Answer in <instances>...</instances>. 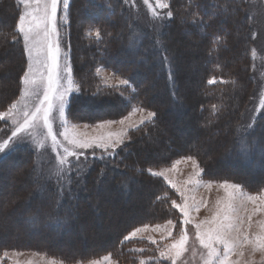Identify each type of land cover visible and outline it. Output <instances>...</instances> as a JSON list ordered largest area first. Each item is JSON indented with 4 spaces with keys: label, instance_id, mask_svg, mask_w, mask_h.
Returning a JSON list of instances; mask_svg holds the SVG:
<instances>
[{
    "label": "rangeland",
    "instance_id": "rangeland-1",
    "mask_svg": "<svg viewBox=\"0 0 264 264\" xmlns=\"http://www.w3.org/2000/svg\"><path fill=\"white\" fill-rule=\"evenodd\" d=\"M75 1L78 2L79 0ZM109 1L80 0L78 3L75 2L73 7V0H69L67 12L64 10L63 0H60L58 4L56 23L59 33L58 42L61 50L60 65L61 69L66 65H70L74 82L72 53H75L77 62H80L81 58L80 64L83 66L81 71H87L90 67L92 54L89 51H85L84 42L87 38L97 40L94 36H88L87 33L90 30L99 28L96 25L92 26L97 19L108 16V12L103 11V6L104 2L109 4ZM116 2L119 6V9L116 8V12L118 14H122L123 12L129 14L134 32L132 33L131 31L133 35H130V41L120 44L114 61L117 63H129L130 68L134 67L133 71L139 80H142L140 82L143 85L149 86L152 103L156 105L160 104L162 107V126L155 133H152L153 136L151 135L152 137L150 136L149 140L137 141L135 143L129 166L120 168L118 165L111 164L109 162L111 155L104 153L101 148L76 149V151L84 153V156H81L79 159V171L76 158L70 157L71 164L70 166H65L62 178L56 175L58 171L57 156L52 151L50 138L45 139L46 129L42 125H39L36 129L32 130V135L27 133L21 134V137L18 140H14L5 152L0 153V162L4 158L11 157L8 163H6L7 167L4 168L0 175V244L9 240H22L26 243L31 242L39 246L56 242L58 247H55V249L63 250L64 253L68 254L75 253L76 251H86L90 248L100 249L112 243L117 234L123 231L132 221L151 211L152 201L150 197L153 193L154 184H152L150 179H146L143 175H139L136 172L142 161L144 162L145 159L151 160L153 158L154 166L149 167L153 171L171 169L176 161H181L176 165L175 170L167 172L166 175L181 190H185L184 181L190 175H193L195 170L192 168L190 161L185 162L182 158L193 156L198 161L200 169H203L200 176L197 177L200 184L187 185V189L185 190L186 196L189 197L188 203L190 205L194 203L191 197L195 198V203L200 204L199 211H196L195 207L190 210V219L193 223H189L186 226L183 225V215L177 209L182 219V224L178 228H176V220L170 218L155 224L149 223L135 226L127 234L137 227L148 225V229L140 234L143 238L138 237L132 240H148L147 237L151 236L157 241L156 244L159 246L156 248L158 251L156 257H159V249L163 248L165 244H170L173 238H178L181 228L186 227L189 236V241L186 245L187 251L180 257L177 264H203L202 256L206 255V250L199 245L195 235L196 229L194 223L213 214L217 199L223 198L226 195L220 185L224 182L239 184L243 193L253 195L259 194L264 190L263 186L258 191L251 192L236 180L218 179L217 177L212 179L205 178V170L209 167L213 174L228 171L237 176H248L252 184H256L259 180H264V109L260 108L261 97L264 95V0H244V3L247 4L246 13L250 20L249 25L253 42L251 49L252 77L248 83L249 87L248 89L246 88L245 93H242V88L235 89L233 86H230L228 95L225 90V93L223 92L219 99L215 100L221 107L219 110L223 107L221 105L223 101L225 103V107L221 113L220 111L214 112L211 106L207 107L210 110V115L207 118L215 117L209 125H206L205 121L204 123L201 122L200 114L198 115L196 110L197 105L204 103L201 101L202 78L206 72V67L210 65V59L204 57L200 32L194 28L187 27L185 25L186 18H182L181 25L174 26L169 32H164L170 45L171 55L177 65V72L180 74V98L178 102L174 103L169 97L163 79H159L155 74L156 60L152 58V62L149 64L144 63L141 65L139 61L148 57V54H145L146 49L139 48L138 51L130 52V49L136 47V36L138 33L150 32V34H155L154 37H156L165 31L166 26L173 18V16L169 18L164 15L167 11H171L169 1L167 0L169 3L168 9H157L161 13L158 18H154L151 15L148 8L143 4V0H116ZM151 2L154 4L155 0H151ZM21 7L23 11V5ZM221 9L224 12V19L227 21V18L235 12V9L232 8L227 11L224 6ZM73 10L75 14L71 18ZM10 13L11 10L7 8V5L3 2L0 3V111L6 110L20 96V91L16 92L14 85L16 79L15 69L19 67L20 55L17 53L18 50L15 48V45L5 40L4 32H2V28H6L5 25L9 21ZM72 20H74L73 41L70 40ZM2 21L6 23L1 24ZM80 28L84 29V31L80 30L81 33H76ZM164 33L162 36H164ZM123 34L121 30L118 37L120 39L123 38ZM19 37L24 47L22 35H19ZM17 39L18 37H16L15 41ZM242 44L235 43L239 48ZM253 49L256 51L255 57L252 55ZM235 50L234 59L241 61L243 53L236 49V47ZM25 57L26 70L28 64L26 53ZM97 70H99V73ZM95 72L100 77L101 83L107 87L105 90L109 89L112 91L114 89L105 84L104 80L106 77H112L109 83H115L116 77L127 79L106 66L98 65V63ZM81 74L84 73L81 72ZM61 75L65 76L66 73L62 71ZM228 82L230 81L224 78L219 80L221 87H218V89H227ZM130 85L131 87L122 86L119 90L124 89L123 93H129V97L134 99L136 89L131 82ZM132 88L135 89L134 92ZM73 92L76 91L74 90ZM73 92L69 94L68 103L65 108V118L68 121L67 127L69 129L72 128V125H76V131L92 136L97 134L94 131L97 124L106 120L119 121L128 115L125 114L118 118L101 120L95 123L70 120L68 107ZM199 97L200 102L196 103ZM4 100L7 102L3 103ZM109 100H111V97L96 100L84 98L78 100L74 104V107H76L78 112L83 114L99 113L102 111L110 112L114 108L107 104ZM37 102L35 99L31 101L33 104ZM140 108L146 110L145 115L147 111L157 114L155 109ZM139 118L140 113L138 112L132 117V120L138 121ZM85 125L88 127L85 128ZM249 125H253V127L250 129ZM64 127L65 125L62 124L58 112L54 110L53 129L57 133V138L65 146L71 147L64 141L63 136L60 135L64 131ZM122 127H126V125L121 126L119 123H116L109 126L107 130L118 131ZM132 129L136 128H128L126 139H128L129 132ZM13 130L14 126L11 124V121L0 120V142L7 139ZM40 140H44L45 146L37 150L35 142ZM244 140L247 141L249 149L247 156L241 154L239 150L240 142ZM119 147L116 149L115 154ZM190 148H197L198 154H180L179 156H174L172 161L167 162L155 161L166 158L171 152H177L180 149L189 151ZM59 151L63 155V150L60 149ZM113 166H117L120 169L117 171L111 169ZM160 178L164 179V177ZM165 182L167 181L165 180ZM167 184L171 187L168 182ZM174 191L176 195H174L173 200L177 203H183L176 189ZM236 206L238 208V215L244 220L242 231H249L248 215L251 214L254 207L261 206L259 201L253 204L251 201L246 200V196H239L238 194ZM45 208L53 210L51 217H55V219L61 217L59 223L57 220L54 221L55 225L62 230L59 234H55V231L51 230L52 225L48 226V221L51 218L44 214L41 222L42 225H46L42 228V232L40 230L36 235L33 233L32 221L34 215L31 211L32 209H36L41 213ZM64 214H66L67 218H65ZM168 220H172L175 225L174 227L167 226L172 228L173 236L161 240L162 236H166V231L163 227L156 229L155 226H164ZM262 220H264V211L253 214L250 232H259V222ZM133 249H144V253L133 251ZM5 250L9 252L10 258L0 260V264H14L17 260L20 261V264H27L29 260H32L34 264H46L48 258H55L58 261H62L63 264H88L93 259L100 260L103 256L109 254L107 253L85 261L68 262L60 257L49 255L37 249H0V256L3 255ZM130 250L141 254L138 257L139 262L141 259L147 263L154 262V259L149 258L155 256H146L147 254H153L154 249L152 252L146 246H137L132 247ZM241 251L244 252V256L242 257L239 256ZM15 253H20L21 255H15ZM231 258L239 260V264H264V252H253L251 245L237 247ZM164 261L171 264V260ZM102 264L130 263L126 261L123 263L119 262L111 254V261L102 262Z\"/></svg>",
    "mask_w": 264,
    "mask_h": 264
},
{
    "label": "trees",
    "instance_id": "trees-1",
    "mask_svg": "<svg viewBox=\"0 0 264 264\" xmlns=\"http://www.w3.org/2000/svg\"><path fill=\"white\" fill-rule=\"evenodd\" d=\"M80 1V0H79ZM78 1V2H79ZM89 1V0H87ZM170 3V9L173 12V18L166 26L165 31L162 32H169L174 28V26L181 25L182 18H186L185 25L189 28H194L196 31L200 32V38L201 43L203 46L204 51V57L206 59H210V65L206 67V72L204 73V76L202 78V93H201V101L204 102L203 104L200 103L197 105L196 110L198 112V115L200 114L201 122H206V125H209L212 120L215 119L207 118L210 115V110L207 109V107H212L213 105L217 106V111H223L225 107V103L223 105L222 109L219 110L221 107L217 104L215 101L216 99H219L220 95L226 90V93L228 95L230 86H233L235 89H241L242 93H245L246 88L249 87V81H251V65H252V58H251V49L253 47L252 42V33L250 28V20L249 16L246 13V5L244 3V0H168ZM5 3L7 5V8L11 10V13L9 14V21L5 25L6 28H2V32H4L3 35H5V40H8L9 43H12L15 45V48L18 50V54L20 55V62L19 67H17L16 70V79H15V87L16 92L20 91L21 89V76L23 75L25 71V65H26V57H25V51L24 47L22 46V40L19 37V34L15 32V25L18 20V16L20 12L22 11V7L20 4H18V0H0V3ZM78 3L77 1L73 0V7L74 4ZM226 4V5H223ZM110 5V7H109ZM222 6L226 7L227 11L232 8L235 9L234 14L232 16H229L227 19H224V12L222 11ZM77 7V5H76ZM116 8L119 9V6L116 2V0H110L109 4L104 2L103 11L108 12V16L100 17L97 19L93 24L99 27L101 30L102 36L101 39L95 40L91 38H87L84 42V49L85 51H89L92 54V60L90 63V67L87 71H81L83 69V66L80 62H77V57H75V53H72V62H73V76L75 79V82L77 86L79 87V91L73 92L71 95L70 101H69V107H68V116L70 120L73 121H82L86 123H95L101 120L106 119H114L121 117L125 114H128L133 106H140L144 108H150L155 109L157 111V114L155 116V119H153L151 122H146L142 126L132 129L129 132L128 139L125 140L124 144H122L115 155H111L109 158V162L113 165H118L120 168H125L131 164V158H132V152L134 151V145L135 143L142 142L144 140H149V137L152 135V133H155L158 128L162 126V107L159 105H156L155 103H152L151 96L149 92V86L143 85L139 80V78L136 76L134 70V67L130 68L129 63L126 62H120L117 63L114 60V57L118 54V50L120 48V44L122 42L126 43L130 41V35L134 32L132 29V20L126 12H123L122 14H118L116 12ZM110 11H109V10ZM77 12V11H76ZM119 12V11H118ZM74 10L71 13V18L74 16ZM193 19L196 20L195 23H192ZM4 22V23H3ZM5 21H2L1 24H5ZM72 26L70 28L71 30V38L70 40L73 41L74 36V30H73V23L74 20L71 21ZM131 25V27H129ZM79 31L76 33H81ZM123 31V38H119L118 34L120 31ZM132 31V33H131ZM139 31V30H138ZM135 34V33H134ZM159 35L155 36V34H150V32L143 33L140 32L137 34V42L136 47L134 49H130V52L132 51H138L139 48L146 49L145 54H148L147 59H142L139 61L141 65L149 64L152 58L156 60V67H155V74L159 77V79H163L166 90L169 93V97L172 102H178L179 101V89H180V74L177 72V65L174 62V59L170 52V45L168 44V40L165 36ZM81 35V34H80ZM133 35V34H132ZM13 36L18 37V39L15 41L13 40ZM73 36V37H72ZM220 36L222 37V42L214 44V38ZM159 41V43H157ZM239 43H238V42ZM243 43L242 46L235 45ZM73 45V43H72ZM74 46V45H73ZM138 46V47H137ZM150 47V49L147 50V48ZM236 49L240 50L243 53V58L241 61H238L234 59V53L236 52ZM89 49V50H88ZM151 50V51H150ZM144 51V50H143ZM142 51V52H143ZM76 52V51H75ZM128 54V53H127ZM126 54V55H127ZM167 56L168 60L167 62L164 61L163 57ZM79 57V55H78ZM76 58V59H75ZM103 65L108 68H110L112 71L117 73L118 75H123L126 77L131 84L136 89V94L134 96V99L129 97V93H123V90H114L112 89L105 90V85L101 83L100 77L97 75V72H95L96 66ZM140 65V64H139ZM234 66V67H233ZM242 67V68H241ZM169 69L171 70V79H169ZM83 72L84 74H81ZM183 75V74H182ZM86 77V78H83ZM215 77L218 81L214 84H209V79ZM224 78L225 80H228V87L227 89L221 88L220 90L218 87H221V83H219V80ZM14 92V93H16ZM120 93H123L121 95ZM225 93V92H224ZM104 97H111V100L108 101L107 104L110 106H113V110L110 112H97V113H90V114H83L78 112L76 110V107H74V104L78 102L80 99H102ZM114 98V99H112ZM208 98V99H207ZM229 98V97H227ZM6 99V98H5ZM10 99V98H8ZM7 101H3V103H6ZM117 102V103H116ZM200 102V97L197 98L196 103ZM207 109V111H206ZM227 109V108H226ZM78 113H77V112ZM227 111V110H226ZM76 112V113H75ZM206 112V113H205ZM204 117H202L203 115ZM206 114V115H205ZM231 122V121H229ZM208 123V124H207ZM153 136V135H152ZM151 136V137H152ZM150 137V138H151ZM177 148V147H176ZM198 149L190 148L189 151L179 150L177 152H171L169 156L166 158H161L155 160L156 162H167L172 161L174 159V156H179L180 154H198ZM204 155V154H203ZM7 157V156H6ZM8 159V160H7ZM10 158H4L0 162V175L1 172L4 170L5 167H7L8 161ZM203 159V158H202ZM135 162V161H134ZM6 165V166H5ZM154 166V159L151 158V160L145 159L144 162L142 161V164L138 166L136 172L139 175H143L144 178L150 179L152 181V184H154L153 193L151 194L150 200L152 201L151 211H148V213L140 216L138 219L132 221L127 227L120 231L117 236L113 239L112 243L101 247L100 249H88L86 251H76L75 253H64L63 250H57L55 247H58V244L56 242H53L52 244H45V245H35V243H26L22 240H9L5 243L0 244V249H37L39 251H43L48 253L49 255L57 256L62 258L65 261L68 262H77V261H85L92 258H97L102 255H105L107 253H111L116 257V259L119 262H129L130 264H140L138 257L141 254L132 252L130 249L132 247L137 246H146V248H149L152 250L154 249V253L147 254L146 256H155L157 254V247L158 244L151 243L150 241L146 239H139V240H132L123 242V237L126 236L127 232L138 225L142 224H155L162 222L166 219L174 218L176 220V228L179 227V225L182 224L181 214L180 212L172 206L173 197L175 194L174 189H172L167 182L163 178H160L158 176H153L150 173L147 172L149 167ZM117 166H113L111 169H115L116 171L120 169ZM121 172V171H119ZM218 178V179H228V180H236L237 182H240L242 185H244L247 189H249L251 192L258 191L260 188L264 186V180H259L256 182V184H252L250 181V177L248 176H237L234 175L228 171H222L218 174H213L211 170L206 168L205 170V178L212 179V178ZM78 193V192H77ZM176 197V196H175ZM63 208V207H62ZM53 210H48L47 208L44 209L43 212H38L36 209H32L31 212L34 215L32 224H33V233L38 234L39 231L42 228H44V225H42L43 220V214L47 217H50V221H48V226H51V230L55 231V234H59L62 232V230L55 225L54 221L57 220L59 222V219H55V217H51V214ZM65 218L66 217V214ZM25 217V216H24ZM63 217V216H62ZM180 217V219H179ZM36 218V219H35ZM48 219V218H47ZM38 231V232H37ZM153 248V249H152ZM144 253V252H143ZM66 255V256H65ZM122 260V261H121ZM147 264H170L169 262H166L162 259H154V262H148Z\"/></svg>",
    "mask_w": 264,
    "mask_h": 264
},
{
    "label": "snow or ice",
    "instance_id": "snow-or-ice-1",
    "mask_svg": "<svg viewBox=\"0 0 264 264\" xmlns=\"http://www.w3.org/2000/svg\"><path fill=\"white\" fill-rule=\"evenodd\" d=\"M60 0H18V4L23 5V11L18 16L17 23L15 25V32L22 35L24 42V51L27 54L28 64L27 69L24 71L20 80L23 87L20 90L19 99L11 103L4 111H0V120L11 121L14 126V130L11 135L0 142V153L5 152L9 148L10 144L14 140H18L21 134L32 135V130L37 126L42 125L46 129L45 139L50 138L52 151L57 156L58 171L57 176H61L65 170V166H70V157H75L79 171V159L84 156L82 151H76V149H89V148H101L104 153L108 155H114L116 149L124 144L126 133L128 128H138L145 122L152 121L156 116L155 112L147 111L145 115V109L138 106H133L132 111L124 116L119 121L106 120L95 126L94 131L96 135L89 136L87 133H79L76 131V125H72V128L67 127L68 121L65 118V108L68 103V96L71 92L79 91V87L75 84L72 78V70L70 65H66L61 69L60 65V47L58 42V30H57V9ZM143 4L148 8L151 15L154 18L160 17L161 13L157 9H168L169 3L167 0H155L153 4L151 0H143ZM63 6L65 12H67L69 6V0H63ZM110 7V5H109ZM166 17L171 18L173 13L167 11L164 14ZM196 20L193 19L192 23ZM131 27V25H129ZM88 36H94L97 40L101 39L102 33L99 28L90 30L87 33ZM255 35V34H253ZM16 36H13V40ZM222 37L217 36L214 38L213 43L222 42ZM159 43V41H157ZM252 55L255 57L256 51L252 50ZM167 62L168 57H163ZM66 73L65 76L61 75V72ZM99 73V70H97ZM112 77H106L105 84L116 90L120 87H131L129 80L116 77L115 83H109ZM169 79H171V70L169 69ZM215 77L209 79V84L217 83ZM134 92L135 89L132 88ZM123 95V93H120ZM35 99L38 102L33 104L31 101ZM213 111H217V106L213 105ZM260 108L264 109V95L261 97ZM57 111L59 118L64 127V131L60 133L63 136L65 142L71 147L65 146L57 138V133L53 129V112ZM140 113L138 121H133L132 117L136 113ZM127 122V124H126ZM119 123L122 127L118 131L107 130L109 126ZM88 126L85 125V128ZM253 125H249L251 129ZM37 150L44 148V140L35 142ZM60 149L63 150V155L60 153ZM111 149V151H109ZM241 154L247 156L249 149L247 147V141L240 142ZM95 155V153H93ZM103 159V157H101ZM183 161H190L192 168L195 170L193 175L184 181L185 190L187 185H199L200 181L197 177L200 176L203 169H200L199 163L193 156H187L182 158ZM86 162V158H85ZM181 161H176L171 169H163L160 171H153L148 169L147 171L158 177H164V179L176 189L179 193L183 203H177L172 201V206L178 209L183 215V225L193 223L190 219V210L195 207L196 211H199L200 204L195 203V198L191 197L194 201L192 205L188 203L189 197L186 196L185 190H181L178 185L170 180L166 175L167 172L176 169V165ZM70 171V168H69ZM224 189L226 195L223 198L217 199L215 204V211L210 217L195 222L194 227L196 229L195 235L199 242V245L206 250V255L202 256L203 264H239V260H233L231 257L236 251L237 247L243 245H251L252 251L264 252V220L259 222V232H250L252 228V215L259 211H264V190L259 194H245L241 191V185L224 182L220 185ZM239 196H246L247 201H251L256 204L259 201L260 207H254L251 214L248 215V229L249 231H242L244 220L238 215V208L236 206V200ZM59 223V222H58ZM167 226H175L172 220L166 221V225H156V229L162 227L166 231V236H162L161 240L168 239L173 236L172 228ZM148 225L137 227L123 237V242H127L134 238H143L140 234L144 233L148 229ZM151 243H157L151 236L147 237ZM189 236L187 229L181 228L178 238H173L170 244H165L163 248L159 249V258L149 259H164L171 260V264H177L180 257L187 251V243ZM133 251L143 252L144 249H133ZM15 255H21L15 253ZM239 256H244V252L241 251ZM4 258H10L9 252L5 250L3 255L0 256V260ZM43 259V257H42ZM111 253L103 256L100 260H91L88 264H102V262H110ZM14 264H20V261H15ZM27 264H34L32 260L27 261ZM46 264H63L62 261H58L55 258H48ZM140 264H147L143 259L140 260Z\"/></svg>",
    "mask_w": 264,
    "mask_h": 264
}]
</instances>
